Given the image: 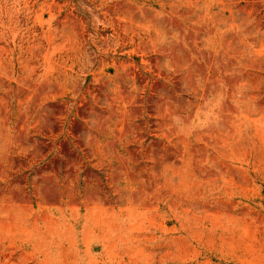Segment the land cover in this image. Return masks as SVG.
Listing matches in <instances>:
<instances>
[{"label":"rangeland","instance_id":"374dc122","mask_svg":"<svg viewBox=\"0 0 264 264\" xmlns=\"http://www.w3.org/2000/svg\"><path fill=\"white\" fill-rule=\"evenodd\" d=\"M0 264H264V0H0Z\"/></svg>","mask_w":264,"mask_h":264}]
</instances>
